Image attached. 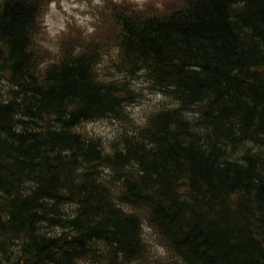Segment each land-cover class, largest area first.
<instances>
[{
	"label": "trees",
	"instance_id": "1",
	"mask_svg": "<svg viewBox=\"0 0 264 264\" xmlns=\"http://www.w3.org/2000/svg\"><path fill=\"white\" fill-rule=\"evenodd\" d=\"M48 1L0 0L1 264H264V0H103L56 52Z\"/></svg>",
	"mask_w": 264,
	"mask_h": 264
},
{
	"label": "rangeland",
	"instance_id": "2",
	"mask_svg": "<svg viewBox=\"0 0 264 264\" xmlns=\"http://www.w3.org/2000/svg\"><path fill=\"white\" fill-rule=\"evenodd\" d=\"M45 1V0H44ZM118 2H128L131 5L150 3L155 6L160 5L161 0H115ZM164 1V0H162ZM49 12L45 15V29L42 31L45 45L49 50L54 49L55 42L58 41V32L65 29L68 23L80 22L89 31L95 28L106 30L109 29L110 21L107 18L108 10L103 8L102 0H53ZM163 7V6H161ZM160 7V8H161ZM73 32L74 29L71 27ZM152 98V97H150ZM149 98V99H150ZM144 104V103H142ZM133 104V111L137 112L140 107H135ZM151 105V104H150ZM88 128L94 129L95 132L105 136L110 134L113 129V124L109 121H97L88 125Z\"/></svg>",
	"mask_w": 264,
	"mask_h": 264
},
{
	"label": "bare ground",
	"instance_id": "3",
	"mask_svg": "<svg viewBox=\"0 0 264 264\" xmlns=\"http://www.w3.org/2000/svg\"><path fill=\"white\" fill-rule=\"evenodd\" d=\"M28 15V14H27ZM8 21V20H7ZM12 25V24H11ZM236 25V24H235ZM30 28H31V26H30ZM229 30V29H228ZM236 30V29H235ZM25 45V44H24ZM190 50V49H189ZM32 52V51H31ZM25 56V55H24ZM28 56H29V54H28ZM11 58V57H10ZM6 59V58H5ZM29 60V59H28ZM2 61H4V60H2ZM9 62V61H8ZM7 64V63H6ZM23 64H24V62H23ZM11 65H12V63H11ZM25 68V67H24ZM10 69H14V66H10ZM18 71V70H17ZM16 71V72H17ZM14 75V74H13ZM1 76V75H0ZM7 77H8V75H7ZM3 78V77H2ZM1 79V78H0ZM4 79V78H3ZM1 81V80H0ZM134 104V103H133ZM132 104V105H133ZM260 110V109H259ZM60 126V125H59ZM63 127V126H62ZM59 129V128H58ZM57 132V131H56ZM261 216V215H260ZM258 217V216H257ZM13 248V247H12ZM175 259V258H174ZM179 261H181V260H179ZM178 261V262H179ZM2 263V260H0V264ZM181 263H183V262H181Z\"/></svg>",
	"mask_w": 264,
	"mask_h": 264
}]
</instances>
